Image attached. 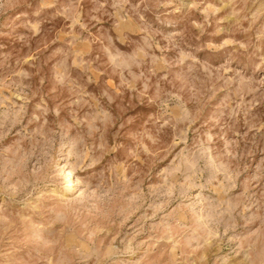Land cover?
Returning a JSON list of instances; mask_svg holds the SVG:
<instances>
[{
  "label": "rangeland",
  "instance_id": "obj_1",
  "mask_svg": "<svg viewBox=\"0 0 264 264\" xmlns=\"http://www.w3.org/2000/svg\"><path fill=\"white\" fill-rule=\"evenodd\" d=\"M0 264H264V0H0Z\"/></svg>",
  "mask_w": 264,
  "mask_h": 264
}]
</instances>
